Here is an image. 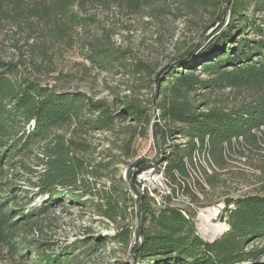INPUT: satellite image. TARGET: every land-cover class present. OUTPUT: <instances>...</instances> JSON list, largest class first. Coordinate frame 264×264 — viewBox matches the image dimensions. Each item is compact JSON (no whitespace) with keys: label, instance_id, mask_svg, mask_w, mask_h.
<instances>
[{"label":"trees","instance_id":"obj_1","mask_svg":"<svg viewBox=\"0 0 264 264\" xmlns=\"http://www.w3.org/2000/svg\"><path fill=\"white\" fill-rule=\"evenodd\" d=\"M226 2L0 0V33L5 28L21 36L12 45L18 55L0 57L1 256L29 264H82L110 242L129 248L135 261L144 264H264L259 263L264 244L245 251L250 243L264 242V183L252 193L223 201L220 218L228 230L212 243L200 239L193 225L170 207L169 196L158 206L129 183L134 200L122 177L112 179L109 186L101 185L105 173L115 176L121 158L137 156L134 142L146 138L149 127L162 151L153 169L171 188L170 196L180 193L196 199L190 181L201 191L200 178L213 188L217 175L227 171L233 158L263 150L264 0H231L219 28L196 49L192 46L178 54L156 80L151 79L148 106L117 98L111 102L93 99L40 81L53 72L50 48L64 40L68 31H110L90 15L93 10L114 8L149 18L171 10L178 18L199 12V16L209 15L203 36L215 26ZM81 53L90 67L102 71L128 68L152 78L159 68L132 63L130 53L114 47L107 32L88 36ZM223 90L234 92L228 97L231 102L212 105L206 99ZM154 111L161 126L152 122ZM95 133L113 134L121 143L117 155H105L92 164L87 159L86 138ZM169 138L183 144H168ZM38 147L40 154L35 152ZM27 160L39 171L31 169ZM21 181L27 191H22ZM36 199L41 200L39 205L31 206ZM132 203L134 231L125 224ZM65 204L91 211L116 225L115 232L55 247L51 238L43 239L41 221L55 206ZM26 235L36 239L27 241Z\"/></svg>","mask_w":264,"mask_h":264},{"label":"rangeland","instance_id":"obj_2","mask_svg":"<svg viewBox=\"0 0 264 264\" xmlns=\"http://www.w3.org/2000/svg\"><path fill=\"white\" fill-rule=\"evenodd\" d=\"M170 14L157 16L156 18L130 16L117 12L114 8L108 12L91 11L90 15L100 22L110 31H68V35L64 40L58 41L50 48L51 64L49 67L53 72L47 76H41L42 84L57 85L64 88L65 91L80 92L87 97L93 99H102L111 102L112 99L126 102H139L143 106H148L151 100L153 86L152 81L156 80L161 70L175 57L188 50L192 46V50L196 49L202 41H204L213 31H208L202 36V29L208 22L209 15L184 16L178 18ZM0 33V57L16 56L18 52L12 48L16 36L10 30L3 29ZM102 32L110 34L111 42L114 47L120 48L130 53L133 62H143L155 70L152 78L148 75L133 74L126 69H112L110 71H102L90 67V64L84 60L81 49L84 41L90 35H99ZM22 42L18 45H21ZM199 75V72L197 73ZM202 79H205L202 77ZM233 93V94H232ZM230 96H234V92L223 90L208 95L209 103L212 105L219 102L228 103ZM203 98H196L201 101ZM232 99V98H231ZM228 101V102H227ZM158 112L154 111L152 122L154 125H162L158 120ZM125 125V122H123ZM121 139V138H120ZM110 133H95L86 138L90 145L87 159L93 164L105 155H117V146L121 140ZM168 144H183L182 140L177 138H169ZM137 152V156L130 160L121 158V163L114 168L115 176L108 174L107 178H102L101 185L109 186L112 179L117 180L122 177L124 185L130 183L136 187L140 194H146L149 198L160 200L165 196L170 197V207L179 212L186 220H188L194 228L195 234L204 242L212 243L228 230L227 224L220 218V211L223 208L225 199L238 198L245 196L254 190L259 189L264 183V145L263 150L253 156L233 158L228 164L227 171L220 172L215 180L214 187H209L202 178L200 184L203 190H199L196 184L191 183V194L196 199H191L189 195L180 193L175 196L166 194L170 192V187L159 178L153 169V165L160 161V153L158 145L154 140L149 127L148 136L144 139H136L133 145ZM36 154L41 153V149H36ZM27 165L39 171L33 161L27 160ZM211 172L212 168L206 166ZM261 167V168H259ZM21 173V170H18ZM195 179V174L191 173ZM22 191H27L24 184H19ZM130 195H134L127 187ZM34 191V190H32ZM20 194V193H19ZM133 197V196H132ZM85 198H88L86 195ZM41 200L36 199L31 206L39 205ZM153 202H151V207ZM167 203V202H166ZM129 208L130 216L125 223L132 231L137 227L134 212L135 204ZM216 210L212 216L211 212ZM202 214V215H201ZM200 216H205L207 222L211 226H221L223 231L213 241H208L200 231ZM42 231L44 237L51 238L55 247L63 246L71 243L76 239L90 238L97 239L110 237L117 228L106 220L94 215L89 210L78 208L65 204L64 206H55L42 218ZM40 234L38 239H40ZM36 239L26 235V240ZM132 242L129 247L132 246ZM264 244L250 243L246 246L245 251H252ZM264 263V258L259 260ZM0 264H29L18 259L9 258L0 255ZM82 264H144L141 261H135L134 256L129 253V248L121 247L114 243H104L102 248L86 260ZM149 264V263H145Z\"/></svg>","mask_w":264,"mask_h":264},{"label":"bare ground","instance_id":"obj_3","mask_svg":"<svg viewBox=\"0 0 264 264\" xmlns=\"http://www.w3.org/2000/svg\"><path fill=\"white\" fill-rule=\"evenodd\" d=\"M216 210L211 212V215L215 214ZM202 215V214H201ZM212 215V216H213ZM199 220L201 222V226H200V231L201 234L208 240V241H213L215 240L223 231V228H221V226H211L209 225V223L206 220L205 216H200Z\"/></svg>","mask_w":264,"mask_h":264},{"label":"water","instance_id":"obj_4","mask_svg":"<svg viewBox=\"0 0 264 264\" xmlns=\"http://www.w3.org/2000/svg\"><path fill=\"white\" fill-rule=\"evenodd\" d=\"M230 2H231V0H227L226 4L224 5V7L220 11V16H219V19H218L217 23L209 31H214V30H216L217 28L220 27V25H221V23H222V21H223V19L225 17V11L229 7Z\"/></svg>","mask_w":264,"mask_h":264},{"label":"built area","instance_id":"obj_5","mask_svg":"<svg viewBox=\"0 0 264 264\" xmlns=\"http://www.w3.org/2000/svg\"><path fill=\"white\" fill-rule=\"evenodd\" d=\"M157 176H158L159 178H161V179L164 180V178L162 177L161 174H158ZM164 182H165V180H164ZM166 194H170V192H169V191H166ZM132 196H133V199L135 200V199H136V196H135V195H132ZM155 202H156V205H158V206H162V204H163V200H162V198H161L160 200L155 199Z\"/></svg>","mask_w":264,"mask_h":264}]
</instances>
